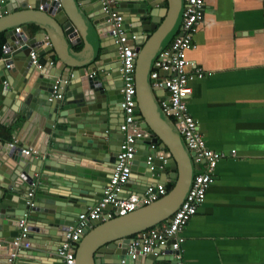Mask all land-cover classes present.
<instances>
[{"label": "water", "instance_id": "obj_1", "mask_svg": "<svg viewBox=\"0 0 264 264\" xmlns=\"http://www.w3.org/2000/svg\"><path fill=\"white\" fill-rule=\"evenodd\" d=\"M95 1L88 0L86 5L90 6V13L85 14L81 10L83 4L79 5L82 0H24L18 3L0 0V16L18 8L39 11L40 7L39 13L43 15L37 17L38 21L31 22L36 26L32 38L27 23L21 26L18 34L14 26L0 25V34L5 41L3 61L0 62V105L8 107L13 101L15 104V116L10 117L7 129L18 116L31 119L37 112L45 119L40 150H34L43 155L49 152L55 156L53 160H60L53 170L46 167V161L30 160L22 153L21 145L0 140V259L3 260L0 264H9L10 244L18 236L20 220L26 222V243L38 241L44 245L42 249L45 251H54L46 247L49 245L47 240L52 243L63 241L67 228L89 206L87 199L92 200L91 205L97 202L111 177L109 169H113L124 140L119 129L122 114L118 110L123 78L118 47L110 33L109 17L94 4ZM117 2L119 13L137 19L125 18L122 25L128 36V45L136 54L133 75L137 102L135 114L142 130V137L136 140L131 173L141 172L144 178V184L135 188L132 177H129L124 187L129 193L142 195L147 185L154 184L149 179L154 178L173 183L174 187L151 206H140L126 216L89 223L75 250L76 264H121L122 260L124 264H137V261L125 258L128 242L133 236L168 222L184 200L195 175L193 156L187 150L178 126L160 107L162 97L168 99V93L164 87H152L149 77L157 55L179 30L183 0ZM164 2L167 4L165 16L159 24V13L155 10L159 11L158 6ZM79 14L87 19L86 23L81 22ZM73 38L78 40L77 44L70 40ZM46 42L48 47L42 50L43 54L48 53L45 58L48 65L37 69L31 65L29 54ZM62 42L73 54H78L74 53V48L83 44L82 60L68 61V54H60L56 45ZM59 76L66 79L72 76L74 80L72 91L66 93L62 103L61 100H49ZM65 89L63 86L60 91ZM36 104L46 107L45 110L40 111ZM60 108L63 111L58 112ZM117 116L121 120L118 121ZM41 169L70 176L65 180L77 186H71L66 197L45 193L44 189H40L41 194L29 197L30 189L39 181L35 175L45 176ZM22 252L29 251L21 250L17 259ZM164 260L174 263L171 256ZM156 261L161 259L147 256L142 264Z\"/></svg>", "mask_w": 264, "mask_h": 264}, {"label": "crops", "instance_id": "obj_2", "mask_svg": "<svg viewBox=\"0 0 264 264\" xmlns=\"http://www.w3.org/2000/svg\"><path fill=\"white\" fill-rule=\"evenodd\" d=\"M100 1L94 2L99 8ZM117 1L128 3L126 1L129 0H113L112 8L117 9ZM87 2L82 0L79 3L83 4L81 10L85 14L90 13ZM166 6L164 2L158 6L159 11L155 10L159 13V24L164 19ZM40 11L18 8L0 16V25L21 28L27 23L32 38L36 34V26L31 22L38 21L37 17L42 18ZM79 15L82 17L81 22L86 23L87 19ZM121 15L123 20H137L133 15ZM70 40L77 44L78 40ZM193 42L195 48L188 52L187 58L201 71L202 77H194L190 83L187 108L198 122L205 145L221 154V158L214 170L213 183L206 192L205 201L183 230L182 254L190 264H264V0H204V18L197 27ZM4 43L0 44V62L3 61ZM47 47L48 44L43 43L35 51L45 66L48 65L45 60L48 53L43 54L42 49ZM65 47L64 42L56 45L60 54L70 56H66L68 61L82 60L83 44L74 48V53L78 54L67 51ZM164 75L161 73V78ZM67 80L61 103L66 99V93L73 89L72 76H68ZM13 108L14 101L8 107L0 105V140L19 144L23 150L39 149L45 118L37 112L33 113L31 119L18 116L7 129V122L14 115ZM36 108L41 111L46 107L36 104ZM117 117L118 121L121 120ZM36 155L28 157L33 162L37 159L39 163L46 161L47 168L55 170L60 163V160H53L55 156L49 152ZM193 165L195 173L202 170L201 165H195L194 162ZM41 170L45 176H40V173L35 175L39 181L29 191H32L33 196L44 189L45 193L66 197L70 187L77 186L65 180L70 176ZM109 172L112 173V169ZM130 177L135 188L144 184L143 173L137 171L136 174L131 173ZM149 181L165 185L167 193L171 191L168 186L173 184L155 178ZM133 194L123 186L120 196L124 198ZM42 195L52 198L47 194ZM91 201L87 199L89 206L85 210L92 206ZM47 241L49 245L46 247L54 251L42 249L44 245L41 242L29 241L26 250L36 255L22 252L18 259L15 258L14 264H58L60 259L56 251L62 240L53 243ZM145 258L141 257L137 264H142ZM160 262L169 264L165 260L154 264Z\"/></svg>", "mask_w": 264, "mask_h": 264}, {"label": "built area", "instance_id": "obj_3", "mask_svg": "<svg viewBox=\"0 0 264 264\" xmlns=\"http://www.w3.org/2000/svg\"><path fill=\"white\" fill-rule=\"evenodd\" d=\"M100 4L103 12L109 17L110 33L118 47L120 72L123 78L122 99L119 106L122 122L119 129L124 134V140L120 144L116 163L109 182L103 190L102 197L85 212L80 213L73 224L67 228L64 240L56 251L60 264H76L75 250L89 223L113 219L115 216H126L136 211L140 206L147 207L157 203L167 194L165 185L157 183L147 185L142 195L134 193L124 198L120 196L121 190L131 174V166L136 152V140L142 137V130L139 128V121L135 114L137 102L133 75L136 54L128 45V36L122 25V15L112 8L113 0H101ZM203 18L204 0H183L180 29L170 44L157 55L149 76L152 87L166 89L168 99H163L160 102V107L178 126L179 134L187 150L192 154L194 164L201 165L202 170L195 173L184 200L168 222L130 239L126 247L125 258H129L131 261H137L141 257L147 256L164 260L171 256L173 264H190L182 254L183 230L205 201L206 192L213 183L214 170L221 158V154L212 151L205 145L198 122L187 108V100L191 94L190 83L194 77H202L201 71L195 68L187 58V54L195 48L193 36ZM20 31L21 28H15L17 34ZM46 44L48 43L46 42ZM3 49L5 50L4 47ZM29 59L35 68L42 69L44 67L35 51L30 52ZM189 68L191 69L189 70ZM161 73L165 74L162 78ZM67 83L66 78L59 76L52 87V98L49 100H61L63 92L60 90ZM151 148L154 146L152 145ZM22 153L26 156L37 157L34 149L23 150ZM233 153L234 151H232ZM29 197H33L32 191L29 193ZM25 224L24 220L19 221L18 236L10 244L12 251L8 259L9 264L14 263L18 252L29 248V243L25 242L28 237ZM124 262L122 260L120 263L124 264ZM166 262L172 264L170 261Z\"/></svg>", "mask_w": 264, "mask_h": 264}, {"label": "trees", "instance_id": "obj_4", "mask_svg": "<svg viewBox=\"0 0 264 264\" xmlns=\"http://www.w3.org/2000/svg\"><path fill=\"white\" fill-rule=\"evenodd\" d=\"M0 40H1L0 44H1L2 42L4 43L3 35H2V38H1ZM173 187H174V185H173V184H170V185L168 186V190H169V191L172 190ZM134 237H135V236H134ZM158 264H165V263H164V262H160V263H158Z\"/></svg>", "mask_w": 264, "mask_h": 264}]
</instances>
